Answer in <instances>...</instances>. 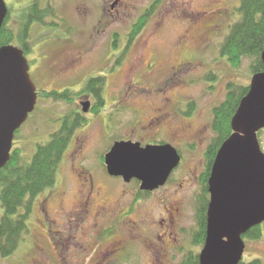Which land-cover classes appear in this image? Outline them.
<instances>
[{
	"label": "rangeland",
	"instance_id": "374dc122",
	"mask_svg": "<svg viewBox=\"0 0 264 264\" xmlns=\"http://www.w3.org/2000/svg\"><path fill=\"white\" fill-rule=\"evenodd\" d=\"M156 1L5 0L7 27L16 37L25 10L38 4L48 12L44 24L29 29L30 75L42 95L15 138L14 152H20L24 163H31L39 146L60 130L62 117L82 113L81 103L91 100L83 93L72 102H59L43 92L77 94L89 80L101 77L105 82L101 102L94 103L98 115L83 114L89 127L74 143L82 153L75 159L70 145L56 185L35 199L28 234L2 264H181L191 252L200 255L204 245L197 246L193 236L206 152L216 138L214 109L226 100L229 84L250 87L254 74L249 59L236 68L220 53L239 20L241 0H161L141 34H135V45L125 48L134 25ZM113 41H118L117 48ZM186 127L189 135L200 130L201 138L173 135ZM259 139L264 152V131ZM121 140L143 146L165 142L183 157L169 184L136 206L139 183L110 178L103 166L105 154ZM85 182L88 187H81ZM90 190L98 206L91 209L94 217L66 218ZM61 200L63 217L57 212ZM175 200L179 204L172 224L168 211ZM103 208L109 213L102 214ZM3 215L0 201V222ZM49 230L53 233L48 235ZM168 233L176 244L167 239ZM244 240L243 263L264 264V237Z\"/></svg>",
	"mask_w": 264,
	"mask_h": 264
},
{
	"label": "water",
	"instance_id": "95a60500",
	"mask_svg": "<svg viewBox=\"0 0 264 264\" xmlns=\"http://www.w3.org/2000/svg\"><path fill=\"white\" fill-rule=\"evenodd\" d=\"M7 16V4L0 0V31ZM37 102V88L23 50L13 45L1 47L0 171L10 162L16 133ZM82 107L87 114L91 103ZM231 128L233 134L218 151L208 182L210 204L200 264H240L246 250L244 236L264 224V153L258 139L264 130V72L253 77ZM180 163L181 157L171 145L142 147L134 142L116 143L105 157L111 177L123 178L126 184L136 180L141 192L164 187Z\"/></svg>",
	"mask_w": 264,
	"mask_h": 264
},
{
	"label": "trees",
	"instance_id": "16d2710c",
	"mask_svg": "<svg viewBox=\"0 0 264 264\" xmlns=\"http://www.w3.org/2000/svg\"><path fill=\"white\" fill-rule=\"evenodd\" d=\"M39 7L38 4H33L32 7L24 11V23L18 37L15 36L12 29L7 27L8 20L5 21L0 31V48L16 44L26 55L31 53L29 29L36 23L44 24V19L47 17L46 13H48ZM152 14L153 9L145 11L141 20L134 26V35H138L142 31ZM236 15H238L239 20L230 27L229 33L224 39L220 49L221 57L236 68L245 59H249L252 73L254 75L260 74L264 72L262 61L264 52V0H241L240 6L236 9ZM103 82H105V78L97 77L90 80L87 87L77 94L70 91L52 92L50 94L43 92V97L45 95L47 99L72 102L80 94L94 93L98 98V103H100L101 98L99 97L103 93ZM249 90L250 87L248 86L229 84L226 100L214 109L212 128L216 138L206 152L202 195L199 196L198 205V230L193 236L197 246H203L206 240L207 210L210 202L208 181L214 160L219 148L232 135V119ZM97 106L95 105L93 109L96 115H98V112L96 113ZM61 121L60 130L51 136V140L46 145L39 146L31 163H24L19 151L13 152L10 162L0 171V201L4 209V215L0 222V264L18 251L24 234L29 232L27 222L33 213L35 199L56 185V174L72 141L74 132L86 123L85 118L76 111L69 113ZM20 211L22 212L20 213ZM263 237L264 225L250 230L244 238L258 241ZM184 258L181 264H200L199 256L192 252ZM240 264L245 263L241 262ZM249 264H260V261L255 260Z\"/></svg>",
	"mask_w": 264,
	"mask_h": 264
},
{
	"label": "flooded vegetation",
	"instance_id": "af4514ba",
	"mask_svg": "<svg viewBox=\"0 0 264 264\" xmlns=\"http://www.w3.org/2000/svg\"><path fill=\"white\" fill-rule=\"evenodd\" d=\"M160 2V0H157L156 2H154V4L150 7V8H148L146 11H151L152 9H153V13L156 11V4H158ZM116 4H114V5H112L111 6V8L114 10L115 9V5H117L119 2H115ZM144 15V14H143ZM141 18H142V16L139 18V20H138V22L141 20ZM138 22H136L137 24H138ZM148 22V21H147ZM136 25V24H135ZM134 25V26H135ZM146 25V24H145ZM142 32V31H141ZM141 32H140V34H141ZM134 33V27H133V29H132V31H131V34H130V37L128 38V43L126 44L125 43V48H132L135 44L134 43H136L137 42V40H135L134 41V38L135 37H133L132 38V36L134 35L133 34ZM135 36V35H134ZM117 42L118 41H113V46L112 47H115V48H117ZM133 45V46H132ZM125 53H126V49L124 50V55H125ZM123 55V56H124ZM152 68V67H151ZM90 81V80H89ZM87 86H85L84 87V89L86 88ZM103 91H104V88H103ZM38 95H39V93H38ZM85 96H87V98H90L91 100H87V101H85V102H90L91 104H92V108H91V110H90V112L94 115V112H92V110H93V108H94V103H96V102H99L98 101V98L96 97V95H94V93H86L85 94ZM83 103V102H82ZM82 103H81V105H82ZM96 104H98V103H96ZM78 114H81L82 115V113H80L79 111H78ZM65 117V116H64ZM64 117H62V119L64 118ZM61 119V120H62ZM62 122V121H61ZM183 125V127H185V125L184 124H182ZM61 126H62V123H61ZM60 126V127H61ZM88 127H89V124H85L84 126H82V127H80V128H78V129H76L75 130V132H74V135H73V138H72V144H70L71 145V148H72V150H71V152L72 151H74V150H76V157H75V159L77 158V157H79V155L82 153L81 152V146L80 147H75V145H74V143H75V141H76V137L78 136V135H80L81 133H80V131H85L86 129H88ZM187 129H184V130H180V131H176L175 133H173V135L175 136V137H178V138H180V139H188V138H191V139H200L201 138V136H202V132L200 131V130H198V131H195L194 133H191V135H189L188 133L190 132L189 130H190V128L189 127H186ZM105 129H106V126H105ZM187 133V134H186ZM122 141V140H121ZM126 142H128V141H131V140H125ZM133 142V141H132ZM189 142V141H188ZM134 143H136V142H134ZM156 144H166L165 142H163V143H155V144H147V145H156ZM188 144V143H187ZM190 144V143H189ZM188 144V145H189ZM146 145V146H147ZM143 146V145H142ZM190 146V145H189ZM70 147V146H69ZM191 147V146H190ZM183 158V157H182ZM182 163V162H181ZM104 165V164H103ZM83 170V169H82ZM74 171H75V167H74ZM76 172V171H75ZM82 174H85V175H88V173L87 172H85V171H82L81 172ZM91 180V179H90ZM116 180H122V179H116ZM170 181V180H169ZM90 182V181H89ZM167 184H169V182L167 183ZM81 187H88L87 186V184H86V182H85V184H83V185H81ZM91 189H94L93 188V185H91V187H90ZM93 191L94 190H90V192H89V194H88V196H86L85 198H84V195H82L81 196V198H80V200L77 202V203H75V204H73L72 206H71V208H70V210L71 211H68V214H66V211H64V207H63V200H61L60 201V203L58 204V209H57V212H58V215L59 214H61V217H63L65 214H66V218L67 217H69L70 218V220H76L77 219V217L79 218L80 216H83V215H85L86 217H90L91 215H93V213H92V211H91V209H92V207L94 206L95 208H97L98 206L94 203V201H92V196H93ZM152 194H155V192H153V193H144V192H137L136 193V195H137V198H135V203H134V206H136L137 205V203H140L141 202V200L143 199V198H146L147 196H150V195H152ZM52 195V193L50 194V196ZM135 195V196H136ZM49 196V197H50ZM49 197H47V198H49ZM62 197V196H61ZM177 204H179V203H177V200H175V203L173 202L172 203V207L171 206H169V211H168V213H169V216H170V221H171V223L173 224V222H174V213H177L178 212V210H177ZM133 206V207H134ZM104 209V212H102V214H106L107 212H108V210H107V212H105L106 211V208H103ZM102 209V210H103ZM113 212V211H112ZM109 213V212H108ZM113 214V213H112ZM96 215V214H95ZM93 217H94V215H93ZM49 218H47V220H48ZM48 222V221H47ZM49 224V223H48ZM52 226H55V223H53L52 222ZM51 227V226H50ZM49 233L51 234V233H53V231L51 232L50 230H49V232H48V235H49ZM167 239L168 240H170V242L172 243V244H176V242H178L177 240H176V238L174 237V235L172 234V233H168L167 234Z\"/></svg>",
	"mask_w": 264,
	"mask_h": 264
}]
</instances>
